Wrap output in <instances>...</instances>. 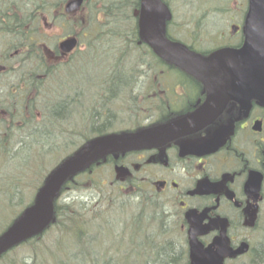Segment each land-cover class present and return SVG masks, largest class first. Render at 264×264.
<instances>
[{"label":"flooded vegetation","instance_id":"obj_1","mask_svg":"<svg viewBox=\"0 0 264 264\" xmlns=\"http://www.w3.org/2000/svg\"><path fill=\"white\" fill-rule=\"evenodd\" d=\"M70 1L0 0V145L18 127L27 130L21 133L26 135L23 143H43V137L26 127L29 101L33 127L42 122L45 129L53 131L52 139L57 136L52 120L70 117L74 137L81 139L82 130L91 137L109 131L114 122L104 116L111 106L115 111L131 107L147 111L144 106L148 104L152 112L149 117L142 120L135 113L128 114L129 127L125 130H136L180 118L206 100L205 84L161 62L149 46L139 42L138 27L136 35L132 30L118 41L121 36L108 26L110 11L104 8L110 5L107 0H83L75 11L67 9ZM118 1L122 0H115V6L123 5ZM231 28L232 44L226 40L212 42V50L242 46V24H232ZM71 37L76 38V46L64 51L61 43ZM167 37L172 39L168 33ZM99 46L102 52L105 50L104 55L111 57L113 67L94 82L92 87L97 88L89 94L90 78L76 85L75 70L71 68L101 59L91 60L93 48ZM140 47L147 48L150 59H154L149 72L142 74L135 67V73L125 77L124 58L140 53ZM134 58L132 67L138 62ZM159 63L176 70V74L156 68ZM69 80L74 84L70 85ZM66 85L71 86L73 94L80 89L70 101L72 106L65 105L70 99L61 101L69 98L70 92H64ZM115 94L120 97L112 101ZM85 95L87 100L77 105ZM92 95L97 98L95 102ZM56 99L60 100L54 111L62 112L44 118L41 114L49 106L53 113L51 103ZM134 99L138 106L133 105ZM94 103L98 106L92 109ZM96 109L99 115L93 121ZM99 168L103 181L96 189L94 202L99 201L101 211L109 213L111 224L105 223L91 249H109L131 264H143V253L155 259L161 250H167L169 242L182 239L183 264H189V229L196 226L204 246L215 243L214 250L220 247L226 251L223 264H237L247 256L251 264L252 239L258 230L262 231L264 222V103L259 99H230L214 120L198 130L157 148L107 156L100 166L86 172L93 174ZM113 193L120 196L119 202L108 206ZM129 223L133 231L123 237L122 225ZM243 244L246 252L242 254Z\"/></svg>","mask_w":264,"mask_h":264},{"label":"water","instance_id":"obj_2","mask_svg":"<svg viewBox=\"0 0 264 264\" xmlns=\"http://www.w3.org/2000/svg\"><path fill=\"white\" fill-rule=\"evenodd\" d=\"M82 0L68 3L69 11ZM139 36L166 62L203 82L207 98L189 115L176 121L143 128L136 132L106 134L96 137L65 159L48 176L34 201L0 234V256L20 242L43 232L54 220V199L68 177L88 167L99 158L123 150L160 146L167 141L205 126L220 113L227 101L258 98L264 103V0H249L245 20V39L239 49L221 48L209 55L189 50L179 42L165 37V22L170 11L161 0H140ZM75 39L62 42L70 51ZM190 230V264H223L225 250L204 248ZM200 235V233H198ZM240 253L246 252L243 244Z\"/></svg>","mask_w":264,"mask_h":264},{"label":"rangeland","instance_id":"obj_3","mask_svg":"<svg viewBox=\"0 0 264 264\" xmlns=\"http://www.w3.org/2000/svg\"><path fill=\"white\" fill-rule=\"evenodd\" d=\"M168 5L170 6L172 12H173V19L168 23V32L169 34L184 43H187L194 47L196 50L207 52L211 51L213 48H215L214 44L212 43V40L217 38V42H220L221 36L229 37L230 32V26L232 24H240L243 16L246 12L247 8V0H165ZM103 2V1H102ZM109 3L115 4V0H107ZM137 0H126L127 5H123L120 12L123 14V17L121 22L130 21V23L133 21L132 13L133 9H135L134 5L136 4ZM104 3V2H103ZM102 4V3H101ZM108 6H105L106 9ZM110 12H112V9H108ZM80 16V15H79ZM116 19H110V22H115ZM109 23V22H108ZM74 25V24H71ZM67 25V26H71ZM128 25V24H127ZM126 25V26H127ZM63 31V30H62ZM229 42L232 43V39H229ZM219 46V45H218ZM94 52L92 54L91 60L93 61L94 58H101L97 62L93 61L88 62L85 61L84 64H87V67L90 69L89 73L87 74H78L75 76L74 81H77L78 83L76 85H81V83L84 80H87L90 78L89 81V94H91L97 87L93 88L92 85H95V81L101 80L102 75L106 74L109 70L113 67V61L110 60L111 57L104 55L105 50H101V47L99 48L94 47ZM102 52V53H101ZM143 52L138 53H132L131 55H128L126 58H124V64L127 66L125 68V71L123 72V75L127 77V73L132 74L134 72L133 69H140L139 72L142 74L148 73L150 69V63L154 61L150 59L149 56H146L144 54L142 57L140 55ZM105 58V59H103ZM137 57V64L136 66L132 67L134 64V60ZM111 61V62H109ZM151 61V62H150ZM86 67V68H87ZM87 68V70H88ZM157 68V65H156ZM162 68L165 69L166 72L173 74H176V70H171L166 66H163ZM135 69V70H136ZM135 73V72H134ZM81 76L80 79L78 77ZM145 77V76H144ZM70 85L74 84V82H69ZM94 83V84H93ZM69 85H67L64 88V92L66 91L70 92L69 98L65 99L62 98L61 101L69 102L65 104L66 106H72L70 104V101L72 97L80 94V89L73 94L72 88ZM84 87V85L82 86ZM81 87V88H82ZM134 93V92H133ZM135 92L134 94H136ZM122 95V94H121ZM62 96V93H61ZM120 96L115 94V97H113L112 101H115ZM88 96H82L77 103V105L80 102H83L87 100ZM131 100V97L129 98ZM60 99H56L53 104L54 107L52 108V112L49 115H58L62 112V110L58 109L56 111V103ZM132 101V100H131ZM113 104V102H112ZM134 106H138L136 104V99H134ZM144 107L147 108V111H143L142 108L134 109V108H128L124 110H118L115 111L116 108L114 106L109 107V110H106V114L104 117H109L110 121L114 122V125H109L110 129L109 131H119L122 129H126L128 126L127 119L129 118L128 114H136V117L140 119H145L149 117L152 112L151 109L148 107V104H146ZM162 107V106H161ZM139 110V111H138ZM7 113V112H6ZM93 121H95L99 115L97 112V109L93 111L92 113ZM134 114V115H135ZM28 116V115H27ZM155 116V115H154ZM26 122L27 128L29 131H34L37 133L38 137L46 138V140H50L51 137H53V131L50 129H45L43 127L42 122L38 125L35 124L33 127L32 123L30 122L32 120V117L30 116ZM25 129H22L20 127L17 128L14 134H10L8 137H11L9 139L8 137L4 142L5 144H8L6 151H0V232H2L7 226L11 224V221L13 218L21 211L30 201L32 200V197L35 194V188L38 186L40 181L44 176L48 174V172L59 162L60 159L63 158L68 152L74 150L80 143V140H76L75 137L71 139L70 141H67L62 146H59L58 149L55 150L54 153L47 154L43 153L41 155V161L40 166L39 164L36 165L34 159V152L36 151V147L34 145H30V143H23V138H21L20 141H18V135L27 131ZM83 135H87V131H83ZM4 144V145H5ZM34 149V150H33ZM43 156V157H42ZM74 187L70 188V190L63 196V200L61 198V201H65L67 203H75L76 209L79 213H82V215L85 216L87 219H94L95 213L91 209V206L94 204V197L97 187L92 188L91 190L87 189L83 192H75L78 189H73ZM71 198V199H70ZM73 199V200H72ZM128 200V199H127ZM72 203V205H73ZM117 206V203L115 204ZM101 204L96 206L98 209L101 208ZM107 206V205H106ZM88 208V209H87ZM127 208V207H125ZM124 208V209H125ZM115 215H113V218ZM122 219V218H121ZM119 219V220H121ZM264 221V220H263ZM120 222V221H119ZM121 223V222H120ZM85 226V225H84ZM125 229L123 234H128L133 231L132 223H129L128 225L124 226ZM66 229L67 225H59V228ZM121 227V225H120ZM262 231L258 230L256 232V235H254L252 242L254 245V252H253V262L252 264H264V222L262 223ZM58 226L55 224L51 226L47 231V239H51L54 232L58 231ZM70 228L69 226L67 227ZM146 229V227H145ZM117 230V229H116ZM116 232V231H115ZM115 234V233H114ZM65 235V234H64ZM86 238H89L88 235H85ZM182 237V236H180ZM182 240V239H181ZM179 240L176 241V243L169 242V245L174 248V251L171 253L175 258L172 259V261L169 262V264H183V250L181 247V244L184 245L185 241ZM42 244L47 243L45 235L41 239ZM63 244L64 242H58V245ZM70 243V237L67 238L63 246L67 247V245ZM67 244V245H65ZM88 245H85L83 249L87 251V255L90 258L94 259L95 264H116L117 260L115 259V256L110 253L109 249H91V251H88L89 247ZM112 246V245H111ZM169 246V247H170ZM60 249V248H59ZM55 249L52 250V252ZM29 251H31V248L29 246L26 247V249H17L12 252H10L9 256L5 260H0V264H7L10 260H12L14 257L19 258V255L27 256L29 254ZM59 254L66 255L68 252L67 249H62L60 251L55 250V255ZM145 254V253H143ZM142 254V257L144 258L143 264H159L155 261L154 258L149 259V257H146ZM249 257H244L242 259H239L237 261V264H248L247 261H249ZM149 259V260H148ZM67 260H65L66 264ZM46 261V262H45ZM40 264H54V259L51 260V258H45L44 255H41L39 258ZM77 262V261H76ZM75 262V263H76ZM166 262V261H165ZM77 264V263H76Z\"/></svg>","mask_w":264,"mask_h":264},{"label":"trees","instance_id":"obj_4","mask_svg":"<svg viewBox=\"0 0 264 264\" xmlns=\"http://www.w3.org/2000/svg\"><path fill=\"white\" fill-rule=\"evenodd\" d=\"M44 146H47V143L44 144ZM62 211L59 208L58 201L55 203V215L57 218V224L60 223L61 213ZM70 216V214L68 215ZM73 222V225L76 226V229L72 228V230L67 228L70 225H67L66 229L59 228L58 224V231L54 232L51 239H47V231L25 243H21L20 245H17L14 247L10 252L17 250L19 248L26 249L27 246L31 248V251H29V254L27 256L19 255V258L14 257L12 260L7 262V264H40L39 258L41 255H44L45 258H51V260L54 259V264H66L65 260H67L68 264H95L94 259L90 258L87 255V251L84 248L85 245H87L84 237L82 236V226L78 227L75 224V221ZM78 229V230H77ZM115 233V231H114ZM65 234V235H64ZM45 235L46 240L48 241L45 244H42L41 239ZM70 237V243L67 245V247L63 246L67 238ZM58 242H64L58 245ZM60 248V249H59ZM67 249L66 255L58 254L55 255V250L60 251L62 249ZM55 249L53 252L52 250ZM174 251L173 247H168L166 251H160V258L156 261L159 264H169L170 261H172L173 258H175L171 253ZM9 253L4 255L1 260H5ZM77 261V262H76ZM166 261V262H165ZM46 262V261H45ZM76 262V263H75ZM44 264V263H43Z\"/></svg>","mask_w":264,"mask_h":264},{"label":"bare ground","instance_id":"obj_5","mask_svg":"<svg viewBox=\"0 0 264 264\" xmlns=\"http://www.w3.org/2000/svg\"><path fill=\"white\" fill-rule=\"evenodd\" d=\"M98 51V50H97ZM96 51V52H97ZM23 55V57L25 56V53H21ZM87 64H80L78 65L77 67H72L71 69L75 70V73H74V78L75 76H77L78 74H83L87 72V74L89 73L90 69L88 68L87 70ZM81 76L78 77V79H80ZM77 82V81H76ZM78 83V82H77ZM67 93V92H66ZM92 101H96L97 98L92 95L91 97ZM24 134H19L18 135V141L21 140V138H23ZM46 140V138H44ZM3 145H0V151H6L7 146L8 144H5L6 142L2 141ZM5 144V145H4ZM74 187L73 189H78L76 190L75 192L79 191V192H83L87 189L91 190L93 188V185L92 183H86L83 182V181H77V182H73V181H67L65 183V185L63 186L61 192H60V196H64L65 194H67V192L70 190V188ZM110 195V194H109ZM102 198V194H100L99 196V200ZM71 199V198H70ZM119 199H120V196L117 194V193H113L111 195V199H109L107 205H114L115 203H118L119 202ZM73 200V199H72ZM66 201V200H65ZM60 202L58 203L59 204V208L60 210L62 211L61 213V218H60V223L61 225H70V229L72 230V228H74V230L76 229V226L73 225V222L71 223V218L73 216V221H75V224L79 227V224H78V220L79 219V216L78 214L76 213L77 209H76V206H75V203H67V202ZM70 214V216H68ZM95 218L92 220L91 218L88 220V224L90 227L92 228H95V229H103L104 226H105V223L107 224H111V221L109 219L110 215L109 213H107L105 210L104 212L102 211H97V213H95ZM59 223V224H60ZM78 230V229H77ZM90 234V233H89ZM89 237V236H88ZM115 256V255H114ZM160 258V254L158 253L156 256H155V261H157L158 259ZM115 259L117 260V262L119 264H131L130 262H128L127 260H122V258H119V256H115ZM151 259V258H149ZM148 259V260H149ZM141 260V258H140ZM113 264V263H111Z\"/></svg>","mask_w":264,"mask_h":264}]
</instances>
